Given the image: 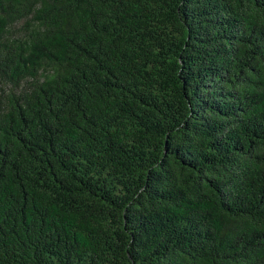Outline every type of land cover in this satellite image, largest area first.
Instances as JSON below:
<instances>
[{
    "label": "trees",
    "instance_id": "1",
    "mask_svg": "<svg viewBox=\"0 0 264 264\" xmlns=\"http://www.w3.org/2000/svg\"><path fill=\"white\" fill-rule=\"evenodd\" d=\"M0 264H264V0H0Z\"/></svg>",
    "mask_w": 264,
    "mask_h": 264
}]
</instances>
